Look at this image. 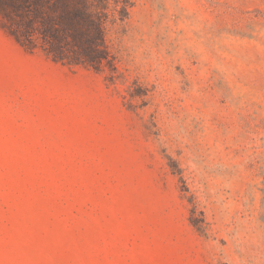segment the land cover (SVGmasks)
<instances>
[{"label":"rangeland","instance_id":"obj_1","mask_svg":"<svg viewBox=\"0 0 264 264\" xmlns=\"http://www.w3.org/2000/svg\"><path fill=\"white\" fill-rule=\"evenodd\" d=\"M129 1L98 70L0 13V264H264V0Z\"/></svg>","mask_w":264,"mask_h":264},{"label":"trees","instance_id":"obj_2","mask_svg":"<svg viewBox=\"0 0 264 264\" xmlns=\"http://www.w3.org/2000/svg\"><path fill=\"white\" fill-rule=\"evenodd\" d=\"M6 4L17 17L12 30L21 43L28 46L37 34L55 60L96 70L113 61L107 24L125 20L130 8L129 0H0V13L8 17Z\"/></svg>","mask_w":264,"mask_h":264}]
</instances>
